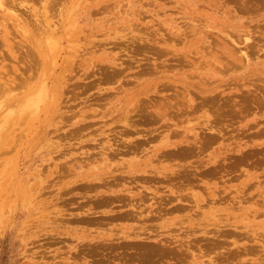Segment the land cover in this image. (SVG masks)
I'll use <instances>...</instances> for the list:
<instances>
[{
  "label": "rangeland",
  "instance_id": "374dc122",
  "mask_svg": "<svg viewBox=\"0 0 264 264\" xmlns=\"http://www.w3.org/2000/svg\"><path fill=\"white\" fill-rule=\"evenodd\" d=\"M4 1L0 264H264V0Z\"/></svg>",
  "mask_w": 264,
  "mask_h": 264
},
{
  "label": "bare ground",
  "instance_id": "6f19581e",
  "mask_svg": "<svg viewBox=\"0 0 264 264\" xmlns=\"http://www.w3.org/2000/svg\"><path fill=\"white\" fill-rule=\"evenodd\" d=\"M6 1H7V0H6ZM64 1H65V0H64ZM5 3H6V2H5L4 0H0V7H4V6H5ZM57 4H58V3H57ZM61 4H62V3H61ZM19 5H20V4H19ZM21 5H22V4H21ZM21 5H20V6H21ZM54 7H55V6H54ZM14 8H15V7H14ZM5 11H6V10H5ZM2 12H4V11L2 10ZM7 12H8V11H7ZM1 14H2V13H1ZM54 14H55V13H54ZM53 16H55V15H53ZM53 25H54V24H53ZM49 27L51 28V26H49ZM45 28H46V27H45ZM48 30H49V29H48ZM51 33H52V32H51ZM35 35H36V34H35ZM37 35H38V34H37ZM34 41H35V40H34ZM47 41H48V40H47ZM44 42H45V41H44ZM53 42H55V40H54ZM53 42H52V43H53ZM33 43H34V42H33ZM33 43H32V44H33ZM56 44H57V43H55L54 46H57ZM47 46H48V45H47ZM49 47H51V45H49ZM52 47H53V46H52ZM73 47H74V46H73ZM73 47H72V48H73ZM76 47H77V46H76ZM36 48H37V47H36ZM42 48H43V47H42ZM47 48H48V47H47ZM77 48H78V47H77ZM79 48H80V47H79ZM79 48H78V49H79ZM51 49H52V48H51ZM55 49H57V47H55L53 50H55ZM51 51H52V50H50V52H51ZM55 51H56V50H55ZM70 51H72V50H70ZM74 51H75V50H74ZM50 52H49V53H50ZM52 52H53V51H52ZM56 52H57V51H56ZM53 53H54V52H53ZM35 54H36V53H35ZM56 54H57V53H56ZM70 54H71V53H70ZM45 55H46V54H45ZM46 56H47V55H46ZM57 56H58V55H57ZM38 57H39V56H38ZM71 57H72V56H71ZM38 59H39V61H41L40 58H38ZM43 59H44V58H43ZM46 59H48V58H46ZM53 59H54V58H53ZM73 59H74V58H73ZM56 60H57V57H56ZM53 61H55V59H54ZM53 61H52V62H53ZM70 63H71V62H70ZM39 64L41 65L42 63L39 62ZM48 64H49V63H48ZM45 65H46V64H45ZM70 66H71V65H70ZM43 67H44V65H43ZM53 67H54V64H53ZM46 69H47V68H46ZM49 69H50V68H49ZM51 70H52V69H51ZM66 70H67V69H66ZM44 71H45V70H44ZM67 72H68V70H67ZM67 72H65V73L68 74ZM1 75H2V74H1ZM42 75H43V74H42ZM4 77H5V76H4ZM42 77H44V76H42ZM42 77H41V78H42ZM46 78H47V76H46ZM0 80H1V79H0ZM2 80H4V78H3ZM42 80H44V79L42 78ZM45 80H46V79H45ZM45 80H44V81H45ZM6 82H7V81H6ZM40 82H43V81H40ZM39 84H40V83H39ZM39 84H38V86L40 87V88H39L40 90H41L44 86L46 87V89L43 88V89L46 90V91L44 90L45 93H46V92L48 91V90H47V86L44 85L43 87H41V86L43 85V83H41L42 85H39ZM44 84H46V81H45ZM47 84H48V83H47ZM1 85L3 86V84L0 82V87H1ZM7 85H8V84H7ZM9 85H10V84H9ZM3 87H4V86H3ZM4 88H5V87H4ZM37 88H38V87H37ZM37 88H36L35 90H38ZM9 89H11V88H9ZM40 90H38V91H40ZM3 91H4V90L0 88V94L2 93L4 97H5L6 95L9 96V93H8L9 91L6 92V89H5V93H6V95H4L5 93H3ZM10 91H11V90H10ZM38 91H37V92H38ZM44 91H43V96H44V97H47V95H45ZM41 92H42V91H41ZM41 92H40V93H41ZM10 93H12V95H13V92H10ZM37 94H38V93H37ZM46 94H47V93H46ZM32 95H33V94H32ZM38 95H39V94H38ZM41 95H42V94H41ZM41 95H40V96H41ZM3 96H2V97H3ZM10 96H11V94H10ZM10 96H9V97H10ZM16 96H17V95H16ZM16 96L14 95L12 101L15 100L14 98H15ZM43 96H42V97H43ZM2 97H1V98H2ZM6 97H7V96H6ZM6 97H5V98H6ZM32 97H33V96H32ZM34 97H35V96H34ZM34 97H33V98H34ZM42 97H41V98H42ZM1 98H0V101H1ZM11 98H12V97H11ZM29 98H30V97H29ZM2 99H3V101H4V98H2ZM35 99H36V98H35ZM42 99L44 100L45 98H42ZM8 100H9V99H8ZM8 100H7V102H8ZM30 100H31V99H30ZM32 100H33V99H32ZM32 100H31V103L33 104ZM33 101H34V100H33ZM7 102H5V103H7ZM10 102H11V100H10ZM20 102H21V101H20ZM36 102H37V101H36ZM41 102H42V100H41ZM0 103H1V102H0ZM22 103L24 104V100L22 101ZM22 103H21V104H22ZM28 103H29V101H28V99H27V104H28ZM1 104H3V103H1ZM36 104H38V103H36ZM40 104H41V103H40ZM3 105H5V104H3ZM3 105H2V106H3ZM6 105H7V104H6ZM10 105H11V104H10ZM0 106H1V105H0ZM25 106H26V104H25ZM25 106H24V108L26 109L27 106H26V107H25ZM34 106H35V105H34ZM8 107H9V106H8ZM38 107H39V105H38ZM0 108H3V110H4L5 107H0ZM32 108H33V107H32ZM1 110H2V109H1ZM27 110H28V109H27ZM36 110H37V108H36ZM36 110H35V111H36ZM20 111H22V109H20ZM33 111H34V110H33ZM35 111H34V112H35ZM28 112H29V111H28ZM28 112H27V113H28ZM19 113H20V112H19ZM30 113H31V112H30ZM35 113H36V112H35ZM10 115H12V114H10ZM13 115H14V114H13ZM23 115H24V114H23ZM23 115H21V116H22V118L24 119V116H25V115H24V116H23ZM8 118H9V117H8ZM13 119H15V118H13ZM13 119H10V120H13ZM6 120H7V119H6ZM20 120H21V119H20ZM8 121H9V120H8ZM16 121H17V120H16ZM16 121H15V122H16ZM0 122H1V121H0ZM12 122H13V121H12ZM5 123H7V121H6ZM5 123H4V124H5ZM9 123H10V122H9ZM10 124H11V123H10ZM12 124H13V123H12ZM7 125H8V123H7ZM1 126H2V125H1ZM9 126H10V125H9ZM9 126L6 127L7 129H5V127H4V129L6 130V132L3 130V131H4V132L2 131V132L4 133L3 135H6V133H9V131H8ZM14 126H15V125H14ZM2 128H3V127H2ZM10 129H11V127H10ZM10 129H9V130H10ZM13 129H14V128H12V130H13ZM15 130H16V129H15ZM12 132H13V131H12ZM12 132H11V135H12ZM3 135H2V137H3ZM14 136H15V135H14ZM2 137H0V140H1ZM5 139H6V136H4V138H2L1 142H2L3 140L5 141ZM8 139H9V138H8ZM11 139H12V138H11ZM11 139H10V141H11ZM4 141H3V142H4ZM6 141H7V140H6ZM2 144H3V143H1V145H2ZM12 149H13V148H12ZM12 149H11V150H12ZM11 150H10V151H11ZM8 152H9V151H8Z\"/></svg>",
  "mask_w": 264,
  "mask_h": 264
}]
</instances>
